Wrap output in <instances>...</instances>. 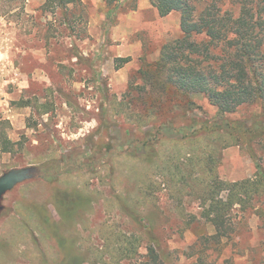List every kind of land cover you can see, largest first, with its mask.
<instances>
[{
    "label": "rangeland",
    "instance_id": "obj_1",
    "mask_svg": "<svg viewBox=\"0 0 264 264\" xmlns=\"http://www.w3.org/2000/svg\"><path fill=\"white\" fill-rule=\"evenodd\" d=\"M138 4L0 0V126L21 141L11 153L0 147V177L35 168L2 199L0 264H61L77 251L90 264L113 233L154 240L165 264H264V193L252 207L233 209V230L221 241L201 204L213 176L239 181L264 167V133L239 130L238 141L212 133L222 117L202 94L176 95L181 106L165 103L146 116L144 104L156 93L136 101L139 70L183 32L179 12L160 16ZM43 103L53 105L49 113ZM262 110L247 105L223 125L246 118L251 126ZM143 141L153 163L128 155ZM61 199L78 201L73 213L60 215ZM47 214L66 238L64 249ZM146 247L122 264H142Z\"/></svg>",
    "mask_w": 264,
    "mask_h": 264
},
{
    "label": "trees",
    "instance_id": "obj_2",
    "mask_svg": "<svg viewBox=\"0 0 264 264\" xmlns=\"http://www.w3.org/2000/svg\"><path fill=\"white\" fill-rule=\"evenodd\" d=\"M16 0H9L10 3ZM64 6L81 0H59ZM161 16L172 12L181 15L182 36L167 42L158 61L147 64L139 70L142 84L137 85L134 95L139 103H146L147 96L155 91V97L144 104L148 118L157 116L165 103L181 106L183 100L192 94L205 95L217 107L222 117L221 123L213 126L212 133H227L236 141L243 135L264 133V0H150ZM123 60V59H122ZM139 89V90H138ZM176 95L181 96L177 98ZM179 100V101H177ZM29 102V101H28ZM193 102H190V104ZM29 105V103H27ZM261 104L262 112L254 114L251 126L247 119L232 122L227 114L235 113L242 107ZM125 106V104H123ZM53 105L41 104L43 113H49ZM261 117V119H260ZM140 121L142 120L139 116ZM140 121L137 124L140 125ZM224 121V122H223ZM140 127V126H139ZM226 127V128H224ZM243 131V135L238 133ZM21 141H13L6 126H0V147L2 153H11ZM128 152L133 157H148L154 162L155 155L146 156L147 143ZM155 146H151L153 148ZM144 151V152H143ZM255 176L239 181L224 180L213 176L208 190L201 199L203 216L216 228L219 241L228 237L233 230L231 212L240 205L242 209L252 207L257 196L264 193V167L257 164ZM58 200L61 216L76 209L78 201L72 205ZM74 205V206H73ZM59 248H65L66 238L58 235ZM146 243L147 259L142 264H165L158 244L146 241L142 235H131L123 241L113 233V238L90 264H122L125 260L141 256L140 247ZM74 244L77 245L76 241ZM108 256V259H106ZM94 261V262H93ZM83 254L70 253L62 258L61 264H83Z\"/></svg>",
    "mask_w": 264,
    "mask_h": 264
},
{
    "label": "water",
    "instance_id": "obj_3",
    "mask_svg": "<svg viewBox=\"0 0 264 264\" xmlns=\"http://www.w3.org/2000/svg\"><path fill=\"white\" fill-rule=\"evenodd\" d=\"M32 177L30 168L13 169L0 177V210L4 195L13 189L18 183Z\"/></svg>",
    "mask_w": 264,
    "mask_h": 264
},
{
    "label": "crops",
    "instance_id": "obj_4",
    "mask_svg": "<svg viewBox=\"0 0 264 264\" xmlns=\"http://www.w3.org/2000/svg\"><path fill=\"white\" fill-rule=\"evenodd\" d=\"M149 8H155V6L151 3V1H149V0H139V4H138V7H137V10L138 11H143L144 9H149ZM156 11H157V14H159L160 15V13H159V11H158V9H156ZM161 16V15H160ZM50 144H52V143H50ZM23 168H30L31 169V172H32V174L33 173H35V168H34V166H31V167H23ZM15 169H21V168H15ZM31 177H29L28 179H30ZM28 179H26V180H28ZM26 180H23L22 182H20V183H18L15 187H17L18 185H20V184H22V183H24ZM14 187V188H15ZM13 188V189H14ZM13 189H11L10 191H12ZM10 191H8L7 193H9ZM6 193V194H7ZM5 194V195H6ZM4 195V196H5ZM4 198V197H3ZM57 205V202H56V204H55V206ZM56 208H57V210H58V206H56ZM47 209V208H46ZM58 212H59V210H58ZM48 215V214H47ZM61 215V214H60ZM47 221H48V223H49V227L51 228V230L52 231H55L54 233H56V232H58V231H56V229H53L52 228V226H51V224L52 223H55L54 221V217L53 216H50V215H48L47 216ZM37 232L36 231H31V235L34 237V239H36L37 237Z\"/></svg>",
    "mask_w": 264,
    "mask_h": 264
}]
</instances>
